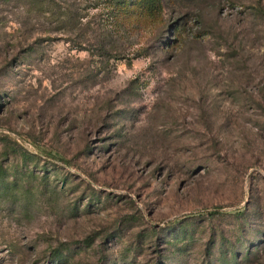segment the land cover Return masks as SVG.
<instances>
[{
    "label": "rangeland",
    "instance_id": "1",
    "mask_svg": "<svg viewBox=\"0 0 264 264\" xmlns=\"http://www.w3.org/2000/svg\"><path fill=\"white\" fill-rule=\"evenodd\" d=\"M159 1L0 0V264H264V0Z\"/></svg>",
    "mask_w": 264,
    "mask_h": 264
},
{
    "label": "trees",
    "instance_id": "2",
    "mask_svg": "<svg viewBox=\"0 0 264 264\" xmlns=\"http://www.w3.org/2000/svg\"><path fill=\"white\" fill-rule=\"evenodd\" d=\"M124 2H125V0H120V1L117 0V2L116 3L113 2L112 5L114 6V8L116 7L115 9H124L121 6H119V4H124ZM159 2H160L159 0H133V4L132 5L134 7L141 8L144 13H149V15H150V14H153L157 10V4H159ZM76 9H78V8H73L72 9L73 10V14L71 15L72 16L71 19H73V18L77 19L76 18V16H77L76 15L77 14L76 13ZM79 15L80 14L78 13V16ZM102 50L105 53H112V51H113L111 48H108L107 46H104V45L102 47Z\"/></svg>",
    "mask_w": 264,
    "mask_h": 264
}]
</instances>
